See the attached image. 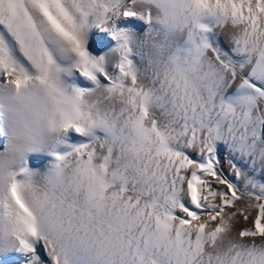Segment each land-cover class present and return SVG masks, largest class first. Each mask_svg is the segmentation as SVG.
Wrapping results in <instances>:
<instances>
[{
	"label": "snow or ice",
	"instance_id": "obj_1",
	"mask_svg": "<svg viewBox=\"0 0 264 264\" xmlns=\"http://www.w3.org/2000/svg\"><path fill=\"white\" fill-rule=\"evenodd\" d=\"M0 264H264V0H0Z\"/></svg>",
	"mask_w": 264,
	"mask_h": 264
}]
</instances>
